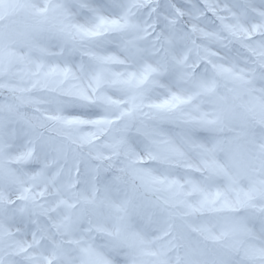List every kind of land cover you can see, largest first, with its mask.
<instances>
[{"label":"snow or ice","instance_id":"1","mask_svg":"<svg viewBox=\"0 0 264 264\" xmlns=\"http://www.w3.org/2000/svg\"><path fill=\"white\" fill-rule=\"evenodd\" d=\"M0 264H264V0H0Z\"/></svg>","mask_w":264,"mask_h":264}]
</instances>
